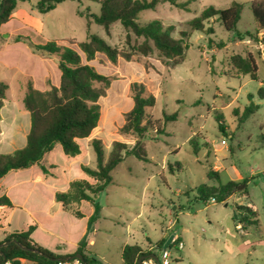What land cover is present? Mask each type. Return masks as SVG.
<instances>
[{"label": "rangeland", "instance_id": "obj_1", "mask_svg": "<svg viewBox=\"0 0 264 264\" xmlns=\"http://www.w3.org/2000/svg\"><path fill=\"white\" fill-rule=\"evenodd\" d=\"M179 1L188 4L187 10L164 4L142 12L138 20L140 25H145L158 19L165 27L174 28L175 39L183 38L189 44L183 62L175 66L155 50L147 56L133 50V46L143 40H136L131 34L129 41L127 31L119 23L111 26L109 35L99 25L90 24L87 15H99L100 5L88 0L65 1L46 14L38 11L39 0L19 1L16 19L2 27L5 34L0 43L8 50L24 48L25 44L32 54H36L34 44L49 41L79 51L78 44L86 41L90 26L91 34L131 56L130 61L120 56L112 63L100 54L89 62L111 79V85L99 101L98 127L81 141L84 155L80 159L66 160L61 146L57 145L42 161L47 173L57 177L60 189L83 176L80 166L96 168L94 140L100 141L105 161L115 150H120L124 156L121 144L127 149L135 145L133 137L120 134L126 114L134 106L132 83L146 85L155 96V105L147 111L150 125L143 150L147 161L134 155L124 156L112 171L113 183L97 196L102 211L97 222L99 231L93 236L94 246L86 253L88 257L101 264H124L120 252L127 241L148 252L150 242H157L172 221L173 233L177 237L182 233L184 248L177 251L172 248L170 264H264V101L257 97L258 89L264 87V30H257L254 22L250 10L253 0ZM234 2L244 6L237 28L242 37L226 31L216 18L205 22V28L213 29L210 36L190 27V22L207 8L227 9ZM183 32L188 36L183 37ZM209 39L214 44H209ZM220 43L224 47L219 49L217 44ZM236 55L243 58L251 55L255 59L257 80L242 76L233 68L231 58ZM47 59V69L40 65L30 77L25 78L18 68L14 77L17 80L11 83V77L7 78L0 71V82L11 85L1 111L0 144L8 145L3 152L26 145L30 115L23 97L27 83L43 91L49 90L51 85H59L61 73L57 64ZM83 61L87 63L85 57ZM45 74L47 79H41L39 75ZM249 95L260 108L244 118L245 108L250 104ZM173 114H177V120L165 122V115ZM217 117L222 118L226 134L219 129ZM160 131L164 134H159ZM196 147L197 154L194 153ZM212 170L220 173V180L208 177ZM233 179L249 180L248 198L234 195L220 204L212 203V199L207 203L199 199L200 186L218 187ZM24 193L19 189L13 190L11 195L16 203H21ZM21 206L22 209L1 211L0 225L11 231L25 229L29 217L26 206ZM237 206L257 210L260 225L247 228L238 225ZM77 209L90 214L93 206L82 203ZM162 252V248L150 249L160 260Z\"/></svg>", "mask_w": 264, "mask_h": 264}, {"label": "trees", "instance_id": "obj_2", "mask_svg": "<svg viewBox=\"0 0 264 264\" xmlns=\"http://www.w3.org/2000/svg\"><path fill=\"white\" fill-rule=\"evenodd\" d=\"M19 1L27 0H7L4 13L0 17V28L11 20V16ZM65 1L81 0H39L37 9L41 14L53 11L58 4ZM100 5L99 15L89 14L90 24L95 23L102 27L107 35L113 24L119 23L127 31V39L130 41L131 34L136 40L142 39L141 44L136 43L133 50L142 54L149 55L154 50L164 58L170 65L175 66L183 62L184 51L189 44L184 39H175L172 36L174 28L165 27L163 23L156 19L145 25L138 23L139 16L146 10H155L158 6L170 4L178 9L187 10V3L179 0H88ZM244 6L234 2L227 9L216 10L209 7L204 10L199 17L190 22L193 31L201 32L206 36L212 35V28H205V22L211 19H218L225 30L234 32L242 37L238 32V24L242 19ZM254 22L258 29L264 30V0H253L250 3ZM86 41L78 44L79 51L66 44L56 41H49L45 44H34L32 47L36 54L55 60L61 73L59 85H51L47 91H41L29 82L23 97V104L30 115V129L27 134L26 145L11 153L0 154V180L11 172L30 169L39 166L43 173L47 169L41 166L44 157L51 153L57 145H60L63 154L68 160L83 156L84 149L81 140L91 136L98 127L101 118L100 99L106 95V90L111 85V79L99 73L89 62L95 60L98 55H105L112 63H116L119 57L130 61L131 56L121 53L112 48L105 39L91 34L88 26ZM187 37L186 32L182 33ZM248 36L251 34L247 33ZM19 38H22L19 35ZM209 44H214L209 39ZM210 48L212 47L209 45ZM217 47L223 48L222 43ZM83 57L87 63H84ZM233 68L242 76L249 75L252 80H257L258 65L255 59L249 55L243 58L239 55L231 58ZM211 68V67H210ZM213 73V70L211 68ZM9 86L0 82V112L7 99ZM131 94L134 102L132 110L126 114L125 124L120 129V134L124 137H133L136 141L131 149H127L121 144L124 156L134 155L138 159L147 161L143 155L144 138L148 132L150 123L147 122V111L155 105V96L142 83L131 84ZM257 97L264 101V87L257 91ZM250 104L245 108L244 118L254 115L260 106L253 101V96L249 95ZM177 114L165 115V122L176 121ZM219 129L226 134V129L221 117H217ZM1 121V114H0ZM159 134H164L160 131ZM96 157V168L91 169L81 166V171L88 179H76L70 182L67 191L57 192L55 201L62 205L66 211L72 210L82 202L90 203L94 207V213L88 220V230L97 222L100 217L101 206L97 202V196L102 193L108 185L113 183L112 171L120 164L124 156L120 150H115L108 161H105V154L100 141L92 142ZM198 147L194 153H198ZM179 168L180 164H176ZM171 169L172 167L169 166ZM210 179L220 180V173L210 171ZM248 179L241 181L231 180L218 187H208L202 185L198 188V197L204 203L214 199L215 203H226L234 195L248 198ZM13 204L8 196H0V208L13 209ZM3 213V212H2ZM74 215L81 219L84 217L79 210H74ZM238 225L243 227H253L260 225L259 213L257 210L248 206H237ZM236 225V226H238ZM2 226L0 225V228ZM35 227L30 226L27 230L14 231L5 234L4 239L0 240V245L16 239L22 246L39 250L48 258L39 256L30 251L21 249L16 244H11L0 249V264L10 261L12 264H22L27 261L32 264H58L51 259H63L81 254L86 264H99L95 259H91L82 252L86 245V236L80 242L77 252L73 255L61 256L42 247L31 237ZM163 242L157 244L158 249L163 247ZM3 253V255H1ZM151 253L144 252L138 245H127L122 252L124 264H138L141 256Z\"/></svg>", "mask_w": 264, "mask_h": 264}, {"label": "crops", "instance_id": "obj_3", "mask_svg": "<svg viewBox=\"0 0 264 264\" xmlns=\"http://www.w3.org/2000/svg\"><path fill=\"white\" fill-rule=\"evenodd\" d=\"M3 2L4 0H0V11L2 9ZM16 9L14 10L11 16V20L7 24L3 25L2 27L9 26L10 23L16 19L15 18ZM2 27L0 28V39L2 35L5 34L4 30H2ZM13 30L17 31V29H13ZM23 45H24V48L21 47L20 49L8 50V49H5L4 46H2L0 43V71L6 74L7 78L8 76L11 77L9 79L10 83L17 80L14 77H16L18 74L17 73L18 68L22 70V73L26 78V77L33 76L34 72L37 70V68L40 65H42L41 67H46V69L49 66L47 58L42 59L41 55L32 54L30 51L28 52V48L25 46V44ZM12 74H13V77H12ZM39 76L41 79H47V74L39 75ZM8 86H9L8 91H10L11 85H8ZM34 87L38 90H41L37 88L35 85ZM1 121H2V116H1ZM0 146L2 147V148L0 147L1 148L0 154H7V153L13 152V151L3 152V148L8 146L6 144L3 146L0 144ZM81 157L77 159H80ZM64 158L67 160L65 155H64ZM42 163L43 162H41V166H44L47 169V167ZM56 168L58 169V167ZM80 169H81V166H80ZM82 175L83 176H81L78 179H88V178H85V175L83 172H82ZM56 178L57 177H55L52 174L43 173L39 166H34L27 170L11 172L0 180V196L2 195L8 196L14 206L13 209H22L21 205L26 206L25 211L29 217V220H28V223L25 229L23 230H27L30 226L35 227V230L31 237L39 245H41L42 247L58 255L68 256V255H73L77 252L80 242L86 236V245L82 248V252L86 255L87 252L88 253L91 252L90 249L94 246L92 245L93 243H95V237L93 236H95L97 232L99 231L98 225H97V222L99 219L92 226V228L88 230V220L90 216H92V214L94 213V207H93V211L90 214H84L82 212L84 217L79 219L74 215L73 212L75 209L79 210L77 209V206H80L82 203H87V202H82L81 204L75 206L74 208H72V210H69V211L64 210L62 205L59 203H58L59 206H55L54 204L56 202L55 194L57 192L67 191L69 184H70L68 183L66 187H63L60 189L57 185ZM19 189L21 191L22 190L25 191L24 193L25 198L23 199L21 203H16L11 193L13 190H19ZM7 210L9 209L2 208L0 209V212L2 211L4 213ZM101 211H102V207H101ZM173 225H174V222L172 221L169 222V226L165 227V231L163 232L162 237L155 243L150 242L149 251L147 253H150V249L152 247L158 248L157 247L158 243L163 242L165 244L172 236L173 238H172V241L169 247L173 248L172 242H173V239L175 238L179 239V241L183 243L182 233L179 237H177L172 231ZM11 232H14V231H11L8 227H1L0 228V240L4 239L5 234L11 233ZM127 245H138V244H129L127 241L124 244V246L121 248V252H120L121 257H122L123 249ZM141 249L143 250L142 247ZM24 263H29V262L22 261V264Z\"/></svg>", "mask_w": 264, "mask_h": 264}, {"label": "water", "instance_id": "obj_4", "mask_svg": "<svg viewBox=\"0 0 264 264\" xmlns=\"http://www.w3.org/2000/svg\"><path fill=\"white\" fill-rule=\"evenodd\" d=\"M6 1H7V0H4V2H3V6H2V9H1V11H0V17H1V15L4 13L5 6H6ZM172 238H173V236H172V237H171V238H170V239H169V240L163 245V247H162L163 250H170L169 245H170V243H171V241H172ZM11 244H16V245H18V246H19L21 249H23V250L30 251V252H33V253H35V254H38L39 256H42V257L48 258L47 255L41 253L39 250L29 249V248H26V247L22 246V245H21L16 239H13V240H11V241H7V242L1 244V245H0V249H1L2 247H5V246L11 245ZM1 255H3V253H1ZM73 258H78V259L83 260V256H82L81 254H76V255H74V256L67 257V258H63V259H51V260H52V261H57V262H59V261H61V260H65V259H73ZM147 259H152V260H154V261L156 262V264H161V263H160V260H159V258H158V256L155 255V254H149V255H146V256H141L140 259H139V261H138V264H141L144 260H147ZM3 260L5 261V258H3ZM99 264H101V263H99Z\"/></svg>", "mask_w": 264, "mask_h": 264}, {"label": "built area", "instance_id": "obj_5", "mask_svg": "<svg viewBox=\"0 0 264 264\" xmlns=\"http://www.w3.org/2000/svg\"><path fill=\"white\" fill-rule=\"evenodd\" d=\"M225 144V141L223 142ZM212 203H215V200L212 199ZM172 246L174 248V251L182 250L184 248V245L179 239L175 238L173 239ZM172 251V247H170V250H163L162 252V259L160 260L161 264H170L169 258ZM4 264H12L10 261H4ZM58 264H86L83 260L78 258L73 259H65L58 262ZM141 264H156V262L152 259L144 260Z\"/></svg>", "mask_w": 264, "mask_h": 264}]
</instances>
